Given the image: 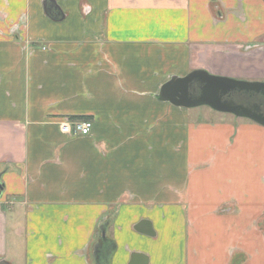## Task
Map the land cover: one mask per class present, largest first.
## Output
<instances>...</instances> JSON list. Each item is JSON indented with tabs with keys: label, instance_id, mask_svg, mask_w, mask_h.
<instances>
[{
	"label": "crops",
	"instance_id": "0c3cea01",
	"mask_svg": "<svg viewBox=\"0 0 264 264\" xmlns=\"http://www.w3.org/2000/svg\"><path fill=\"white\" fill-rule=\"evenodd\" d=\"M7 29L0 262L264 264V126L157 99L195 71L264 84V0H0Z\"/></svg>",
	"mask_w": 264,
	"mask_h": 264
},
{
	"label": "water",
	"instance_id": "95a60500",
	"mask_svg": "<svg viewBox=\"0 0 264 264\" xmlns=\"http://www.w3.org/2000/svg\"><path fill=\"white\" fill-rule=\"evenodd\" d=\"M236 95L264 97V84L239 82L215 77L204 71H195L183 79L173 78L163 86L157 99L162 102L168 101L177 107L206 106L216 112L247 118L264 126V115L260 109L236 104L233 100Z\"/></svg>",
	"mask_w": 264,
	"mask_h": 264
},
{
	"label": "rangeland",
	"instance_id": "374dc122",
	"mask_svg": "<svg viewBox=\"0 0 264 264\" xmlns=\"http://www.w3.org/2000/svg\"><path fill=\"white\" fill-rule=\"evenodd\" d=\"M9 29H12V28H9ZM9 29H7L8 31H6V32L2 30L0 32V36L1 37H13V36H15ZM206 110L208 112H210V114H214V113H211L212 111H210L209 109H206ZM230 214H231V211L226 210L225 215H230ZM255 223H256V227L259 230L264 231V215L261 218L257 219L255 221ZM233 256H234V258H233L232 262H230V264H243V263H245V261L247 259L245 252H243V251H236Z\"/></svg>",
	"mask_w": 264,
	"mask_h": 264
},
{
	"label": "built area",
	"instance_id": "2783aa9c",
	"mask_svg": "<svg viewBox=\"0 0 264 264\" xmlns=\"http://www.w3.org/2000/svg\"><path fill=\"white\" fill-rule=\"evenodd\" d=\"M61 128L64 134L88 136L92 128V123L89 121H77L73 124L65 122Z\"/></svg>",
	"mask_w": 264,
	"mask_h": 264
}]
</instances>
